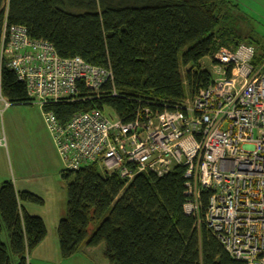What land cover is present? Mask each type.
Wrapping results in <instances>:
<instances>
[{"label":"trees","instance_id":"16d2710c","mask_svg":"<svg viewBox=\"0 0 264 264\" xmlns=\"http://www.w3.org/2000/svg\"><path fill=\"white\" fill-rule=\"evenodd\" d=\"M230 7L237 5L231 0H10L8 22L25 26L32 39L50 42L62 58L81 57L112 69L108 95L90 98L81 86L78 100L50 106L61 123L76 113L105 108L129 122L146 107L175 110L195 98L213 80L203 61L221 48L256 47L253 36H244L232 23V17L238 18ZM256 48L259 64L264 46ZM0 96L10 106L32 105L25 84L1 66V57ZM60 174L68 193L67 214L58 226L64 259L83 246L105 244L111 264H246L185 213L184 166L163 177L142 174L130 183L98 164ZM209 196L203 192V215ZM26 203L45 204L29 191H18L13 181L0 185V264H30L31 254L47 238L44 219L31 214Z\"/></svg>","mask_w":264,"mask_h":264},{"label":"built area","instance_id":"2783aa9c","mask_svg":"<svg viewBox=\"0 0 264 264\" xmlns=\"http://www.w3.org/2000/svg\"><path fill=\"white\" fill-rule=\"evenodd\" d=\"M9 5L5 0L1 66L14 71L41 106L66 170L98 164L130 183L184 166L185 213L210 229L232 258L264 264V60L255 64L257 48L242 43L209 57L212 83L175 110L146 107L125 122L106 108L93 109L61 123L50 106L78 100L81 86L90 98L108 95L113 71L81 57L62 58L25 26L9 25Z\"/></svg>","mask_w":264,"mask_h":264},{"label":"rangeland","instance_id":"374dc122","mask_svg":"<svg viewBox=\"0 0 264 264\" xmlns=\"http://www.w3.org/2000/svg\"><path fill=\"white\" fill-rule=\"evenodd\" d=\"M231 2L237 5L230 8L233 10L232 15L238 18L233 20L232 17V23L244 36H253L256 47L264 46V0ZM203 68H211L210 58L203 61ZM185 71L183 68L184 74ZM106 113L115 117L109 108ZM64 169L66 164L47 127L41 106L36 102L32 105L6 106L0 100V185L10 180L17 183L21 191L27 188L39 192L45 201L44 205H24L30 213L48 217L50 237L45 246L48 244V250L50 247L47 259L52 260L44 262L39 249H36L29 258L30 264H111L105 257V244L93 248V252L86 251L84 247L83 251L70 259L61 257L58 237L60 222L57 224L55 217L63 212L67 214L68 209V193L60 174ZM56 244L59 247L58 258L54 255L55 250H51Z\"/></svg>","mask_w":264,"mask_h":264},{"label":"crops","instance_id":"0c3cea01","mask_svg":"<svg viewBox=\"0 0 264 264\" xmlns=\"http://www.w3.org/2000/svg\"><path fill=\"white\" fill-rule=\"evenodd\" d=\"M61 156V155H60ZM62 158V157H61ZM63 170H61V172H62ZM10 181V180H9ZM23 181V180H22ZM25 181H27V180H25ZM14 184H15V187H16V189L18 190V191H21V190H19V188L17 187V183H15L14 182ZM23 191H29V192H31V193H33V194H35V195H37V196H39V197H41L42 198V196L41 195H39L38 193H36V192H34V191H32L33 189H27V188H25V189H22ZM43 199V198H42ZM44 200V199H43ZM45 202V201H44ZM28 210V209H27ZM30 212V211H29ZM32 214V213H31ZM38 216H40V217H42L43 219H44V221H45V224H46V226H47V230H48V234H47V238L43 241V243H41L40 244V246L37 248V249H39V254H40V257H41V259L44 261V262H49V261H51L52 259H47L48 258V256H49V253H48V251L50 250V247H49V250H48V248H46L47 247V245L48 244H46V246H45V243H47V241H48V239H49V237H50V230H49V228H48V217L47 216H43V215H38ZM65 216H66V214H65V212H63V213H61L60 215H57L56 217H55V219H56V223L58 224V222H60L62 219H64L65 218ZM42 245H44V246H42ZM58 244H56V246H52L51 247V250H52V252H54V250H55V257L56 258H58V254H59V250L57 249V248H59L58 246H57ZM84 247H86V251H91V252H93V248H91V247H87V246H83V248L81 249V251H83V249H84ZM36 251V250H35ZM34 251V252H35ZM41 251V252H40ZM33 252V253H34ZM32 255V254H31ZM62 257V256H61Z\"/></svg>","mask_w":264,"mask_h":264}]
</instances>
